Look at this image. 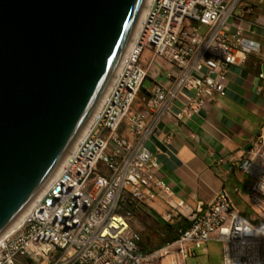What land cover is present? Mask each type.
<instances>
[{
    "label": "built area",
    "instance_id": "obj_1",
    "mask_svg": "<svg viewBox=\"0 0 264 264\" xmlns=\"http://www.w3.org/2000/svg\"><path fill=\"white\" fill-rule=\"evenodd\" d=\"M257 7L264 8V0H148L116 81L57 172L0 236V264H153L168 257L187 264L211 241L221 244L222 264H264V127L238 167L249 181L250 217L226 190L190 212L183 201L171 204V190L156 177L158 161L144 146L163 119L187 123L225 96L230 68L239 51L250 48L242 29L232 30L229 22ZM160 63L169 67V85L146 91L144 109L134 111ZM157 199L181 215L188 212L191 225L173 243L146 254L130 208L146 205L157 212L150 205Z\"/></svg>",
    "mask_w": 264,
    "mask_h": 264
},
{
    "label": "water",
    "instance_id": "obj_2",
    "mask_svg": "<svg viewBox=\"0 0 264 264\" xmlns=\"http://www.w3.org/2000/svg\"><path fill=\"white\" fill-rule=\"evenodd\" d=\"M145 0H0V236L103 98Z\"/></svg>",
    "mask_w": 264,
    "mask_h": 264
},
{
    "label": "crops",
    "instance_id": "obj_3",
    "mask_svg": "<svg viewBox=\"0 0 264 264\" xmlns=\"http://www.w3.org/2000/svg\"><path fill=\"white\" fill-rule=\"evenodd\" d=\"M229 24L232 30L242 29L250 48L240 50L238 62L230 68L225 96L206 104L187 123L163 119L156 132L145 138L144 146L158 161L156 177L171 190L173 200L183 201L189 212L200 203H211L226 190L244 216L249 181L238 167L264 127V80L260 79L261 74L264 76V8L257 7L242 21L234 19ZM167 71L168 65L160 63L149 73L151 87L144 88L143 84L134 111L144 109L141 98L146 91L169 85ZM217 244L209 242L187 264H207L216 254L218 264H222L221 245L217 251Z\"/></svg>",
    "mask_w": 264,
    "mask_h": 264
},
{
    "label": "rangeland",
    "instance_id": "obj_4",
    "mask_svg": "<svg viewBox=\"0 0 264 264\" xmlns=\"http://www.w3.org/2000/svg\"><path fill=\"white\" fill-rule=\"evenodd\" d=\"M148 57L149 53L145 52L142 57L143 63L147 61ZM150 87V80L147 79L144 82V88ZM160 201L161 200L157 199L150 203V205L154 207L157 212L153 211L146 205H142L139 207L132 206L130 208V224L140 234L142 240V248L146 253L149 254L154 253L160 250L159 248H163L165 246V242H167L164 237L165 225H176L186 217L188 219V212L182 211L183 214L181 215L177 209L170 208L169 206L162 204ZM170 202L173 205L176 204L175 200H172ZM151 210L155 214H152ZM243 214L245 217H250L252 215L248 207H245ZM168 215H171V218L169 220ZM161 217H163L164 220ZM220 245V243L216 245V250ZM218 260V255L216 254L215 257H213L207 264H218ZM20 264H31V262L25 259H21ZM153 264H172V257L164 258L163 261H155V263Z\"/></svg>",
    "mask_w": 264,
    "mask_h": 264
},
{
    "label": "trees",
    "instance_id": "obj_5",
    "mask_svg": "<svg viewBox=\"0 0 264 264\" xmlns=\"http://www.w3.org/2000/svg\"><path fill=\"white\" fill-rule=\"evenodd\" d=\"M190 225H191V221L187 218L180 221L176 225H168V224L165 225L164 237H165V240H167V242H165V245L176 241L180 237L182 232L187 230L190 227ZM143 252L146 253L144 250ZM146 254H149V253H146Z\"/></svg>",
    "mask_w": 264,
    "mask_h": 264
},
{
    "label": "bare ground",
    "instance_id": "obj_6",
    "mask_svg": "<svg viewBox=\"0 0 264 264\" xmlns=\"http://www.w3.org/2000/svg\"><path fill=\"white\" fill-rule=\"evenodd\" d=\"M147 1H148V0H145V5H146ZM145 5H144V8H142V11H141V13H140V15H139V18H138V20H137V23H136V26H135V29H134L132 35H134V33L136 32V30H137V28H138V25H139V22H140L141 18L143 17L144 10H145ZM88 122H89V121H88ZM85 128H86V126H85ZM85 128H84V129H85ZM84 129H83V131H84ZM83 131L81 132V134L83 133ZM81 134H80V135H81ZM80 135H79V137H80ZM79 137H78V138H79ZM57 170H58V169H57ZM57 170H56V172H57ZM56 172H55V173H56ZM55 173H54V174H55ZM54 174H53V175H54ZM23 213H24V212H23ZM23 213H22V214H23ZM20 217H21V216H20ZM20 217H19V218H18V219H17V220H16V221L10 226V228L8 229L9 231L13 229L14 225L19 221Z\"/></svg>",
    "mask_w": 264,
    "mask_h": 264
}]
</instances>
